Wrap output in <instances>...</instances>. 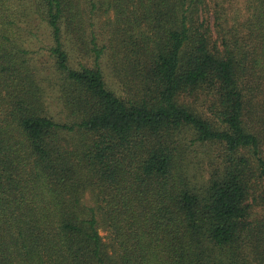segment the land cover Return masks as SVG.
<instances>
[{
	"label": "trees",
	"instance_id": "16d2710c",
	"mask_svg": "<svg viewBox=\"0 0 264 264\" xmlns=\"http://www.w3.org/2000/svg\"><path fill=\"white\" fill-rule=\"evenodd\" d=\"M249 4L0 0V264H264Z\"/></svg>",
	"mask_w": 264,
	"mask_h": 264
},
{
	"label": "rangeland",
	"instance_id": "374dc122",
	"mask_svg": "<svg viewBox=\"0 0 264 264\" xmlns=\"http://www.w3.org/2000/svg\"><path fill=\"white\" fill-rule=\"evenodd\" d=\"M218 1L221 6L222 11L225 13V26L231 32L239 33L243 37L246 33L243 25L249 18V13L251 12L250 0H208V2L213 6ZM224 20V21H225ZM256 212L261 214L259 209ZM101 234L106 241H110L109 231L101 228Z\"/></svg>",
	"mask_w": 264,
	"mask_h": 264
}]
</instances>
